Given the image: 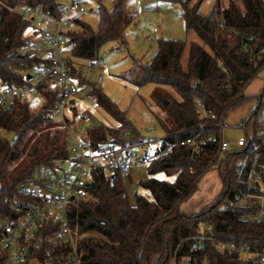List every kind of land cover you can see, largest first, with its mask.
<instances>
[{
  "label": "trees",
  "instance_id": "obj_1",
  "mask_svg": "<svg viewBox=\"0 0 264 264\" xmlns=\"http://www.w3.org/2000/svg\"><path fill=\"white\" fill-rule=\"evenodd\" d=\"M126 1L114 0L110 11L100 8L96 32L81 20L66 33L69 75L80 87L86 80L77 67L79 60L93 66L100 59L103 44H126L125 31L134 20ZM204 1L181 2L185 29L195 32L199 41L159 39L155 56L131 78L138 88L146 84L157 87L154 105L160 111L156 117L165 138L155 153H148V142L123 137L122 129L128 124L126 113L101 88L89 85L86 96L94 98L118 126L96 124L87 129V139L94 148L106 144L145 147L135 164H145L147 176L137 182L141 192H136L131 201L128 180L120 173L107 176L102 169L92 171L88 196L74 200L70 211L83 264H171L175 259L190 264H253L244 262L239 253L221 251L219 243L264 249V216H257L260 204L241 201L248 193L264 195V128L258 124L257 111L251 118V133L239 148L219 154L218 142H209L193 158L192 147L181 144L189 138L218 137L229 110L246 98L248 87L264 71V0H240L241 7L229 1L225 8L221 0H214L208 14L200 11ZM62 2L0 0V93L29 86L36 68L48 63L21 53L32 40V33L39 34L32 21L23 20L21 10L40 8L58 17L64 8ZM221 23L226 30L221 29ZM57 81L54 77L40 85L44 99L40 111H34L27 98L0 102V131L12 136L0 134V213L11 215L7 199L37 166L54 168L57 159H69L66 142L58 147L55 139L49 154L41 155L35 149L31 162L17 177L8 179L9 167L21 157L19 147L29 132L53 122L45 116V110L57 108L64 98ZM262 105L260 102L259 107ZM78 111L76 105L71 106L74 117ZM170 144L175 145L171 152ZM254 164L262 172L259 179L250 178ZM213 169L222 183L219 195L198 212H182L181 204L198 191L203 176ZM210 225L212 229L208 230ZM198 237H205L204 249L194 252L191 245Z\"/></svg>",
  "mask_w": 264,
  "mask_h": 264
},
{
  "label": "built area",
  "instance_id": "obj_2",
  "mask_svg": "<svg viewBox=\"0 0 264 264\" xmlns=\"http://www.w3.org/2000/svg\"><path fill=\"white\" fill-rule=\"evenodd\" d=\"M62 1L64 8L58 17L50 16L40 8L27 7L21 10L23 20L32 21L39 32L37 35L32 33V40L22 47L21 53L41 57L48 63L36 68L35 75L30 77L32 82L29 86L2 91L0 102L41 96L40 85L48 79L57 78L64 98L57 108L46 109L45 116L61 123L68 132L67 142L72 153L70 169L64 171L60 164L54 168L39 165L31 177L22 181L17 191L7 199V212L11 215L0 213V264H83L76 235L70 224L72 202L88 196L92 171L95 169H102L107 176L118 172L126 180H130L135 161L141 154L140 147L123 148L116 144H106L94 148L87 137H78L72 131L69 125L72 123L69 117L70 108L76 105L75 95L80 93V86L78 81L69 75L65 56L66 33L76 22L83 20L86 4L83 0ZM137 5L143 7L146 14L157 11L156 6H145L143 0H137ZM221 29L226 30L224 23H221ZM86 99L93 109L98 107L94 98L86 96ZM71 101L75 103L72 104ZM197 103L203 106L200 101ZM8 109L11 113V109ZM83 119L87 123V129L93 126L94 121L85 113ZM223 126L221 124L218 137L189 138L181 144L192 147L193 158H197L202 152V147L209 142H218L219 154L245 144L244 138L234 144L224 141ZM5 135L10 137L11 134ZM162 142L164 139H161ZM174 147V144H170L168 151H173ZM261 168L264 171V167ZM261 174L254 164L250 178L259 179ZM72 197L75 199L72 200ZM241 201L247 205L259 203L261 208L257 216H264V195L248 193ZM211 229L212 226H208V230ZM204 241L205 237L194 239L191 249L194 252L203 250ZM218 248L230 254H241L244 262L264 264V249L225 242L219 243ZM171 264L190 263L175 259Z\"/></svg>",
  "mask_w": 264,
  "mask_h": 264
},
{
  "label": "rangeland",
  "instance_id": "obj_3",
  "mask_svg": "<svg viewBox=\"0 0 264 264\" xmlns=\"http://www.w3.org/2000/svg\"><path fill=\"white\" fill-rule=\"evenodd\" d=\"M184 0H143L145 6H156L157 11L146 14L143 7L137 5V0H127L126 9L134 16V20L126 28V44L117 42H107L99 49L98 61L93 66L87 60H79L78 69H81L86 82L81 84L80 93L75 95L77 108L80 110L77 116L70 114L73 121L70 125L72 131L78 137H87L86 121L83 119L82 111L95 123L109 127H117L118 122L101 107L93 109L86 99V93L90 84L97 85L103 92L117 104L121 111L126 113L128 124L122 129V134L127 140H141L149 143L148 153L153 154L161 147V139L165 138V133L161 128L156 114L160 113L154 105V94L157 87L153 84H146L138 88L131 80L132 76L139 70L141 65L148 63L157 52V42L162 38H171L188 43L199 41L195 32H187L181 16V2ZM229 1L235 2L241 7L240 0H221L222 7H228ZM86 4V12L83 22L93 31L99 28L100 8L110 11L113 8L114 0H83ZM214 0H205L200 11L208 14L212 8ZM188 50L186 49L183 62L186 63ZM99 63V65H96ZM264 71L251 83L246 91V98L238 105L229 110L223 120L222 138L224 141L234 144L241 138H246L251 133L253 112L257 111L258 124L264 128ZM31 101V108L40 111L44 99L42 96H31L27 98ZM262 100V101H261ZM260 102L263 103L262 107ZM45 118V117H44ZM46 119V118H45ZM52 121V120H51ZM48 122V121H47ZM243 126H240V125ZM92 126V127H93ZM247 126V127H246ZM88 127V126H87ZM5 132H2L4 135ZM6 134V133H5ZM7 134H10L9 132ZM68 132L58 121L48 122L40 126L37 131L29 132L27 138L20 145L21 157L12 162L9 167L8 179L17 177L21 171L31 162L35 149H39L41 155L51 152V144L55 139L58 147L67 144L69 159L60 161L57 164L64 171L70 169L72 153L67 142ZM12 137V136H10ZM145 147H140V153L145 152ZM68 158V157H67ZM64 160V159H63ZM55 164V165H57ZM213 171V170H212ZM61 171H59L60 173ZM147 176V166L145 164L134 165L132 177L126 182L127 193L131 201L135 198L136 192H141L137 187V182ZM164 178L163 175H159ZM207 176L200 183H205ZM172 180V179H170ZM196 195V194H195ZM195 195L184 205H190ZM195 206L188 210H194Z\"/></svg>",
  "mask_w": 264,
  "mask_h": 264
},
{
  "label": "crops",
  "instance_id": "obj_4",
  "mask_svg": "<svg viewBox=\"0 0 264 264\" xmlns=\"http://www.w3.org/2000/svg\"><path fill=\"white\" fill-rule=\"evenodd\" d=\"M77 102L78 101L76 100V106H77ZM84 113H86V112H84V111L81 112V114H83V115H84ZM206 176H207V178H206L205 183L202 184V188L200 190L198 189V191L195 193L196 195L194 194L195 195L194 199H192V200H194V201H196L198 203L197 206L195 207L194 210H188L189 207H190V209H192L191 207L195 206V203H193L194 202L193 201V202L190 203V205L186 206V205H184L187 202L186 201L183 204H181V206H180V210L182 212H184V213H195V212H198L201 209H203L204 207H206L209 204H211L214 201V199L219 195V193L222 190V183L220 181L218 171L215 170V169H213V171L210 170L209 172H207L203 176V178L201 179L200 183L203 181V179ZM200 183H199V186H200Z\"/></svg>",
  "mask_w": 264,
  "mask_h": 264
},
{
  "label": "water",
  "instance_id": "obj_5",
  "mask_svg": "<svg viewBox=\"0 0 264 264\" xmlns=\"http://www.w3.org/2000/svg\"><path fill=\"white\" fill-rule=\"evenodd\" d=\"M72 102V104H74L75 103V101H71ZM75 198L74 197H72V200H74Z\"/></svg>",
  "mask_w": 264,
  "mask_h": 264
}]
</instances>
